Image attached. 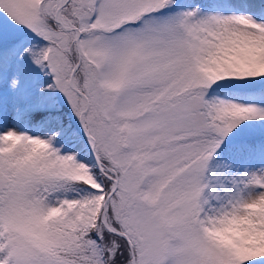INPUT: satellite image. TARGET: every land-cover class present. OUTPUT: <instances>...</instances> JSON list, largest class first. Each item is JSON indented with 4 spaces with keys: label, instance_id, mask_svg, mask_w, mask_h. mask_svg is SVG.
Wrapping results in <instances>:
<instances>
[{
    "label": "snow or ice",
    "instance_id": "1",
    "mask_svg": "<svg viewBox=\"0 0 264 264\" xmlns=\"http://www.w3.org/2000/svg\"><path fill=\"white\" fill-rule=\"evenodd\" d=\"M0 264H264V0H0Z\"/></svg>",
    "mask_w": 264,
    "mask_h": 264
}]
</instances>
